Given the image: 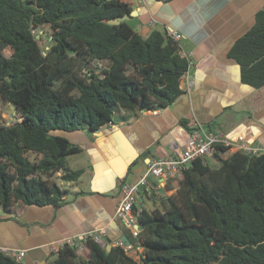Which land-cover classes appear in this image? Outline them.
<instances>
[{"label":"trees","instance_id":"16d2710c","mask_svg":"<svg viewBox=\"0 0 264 264\" xmlns=\"http://www.w3.org/2000/svg\"><path fill=\"white\" fill-rule=\"evenodd\" d=\"M131 10L122 0H0V99L16 116L0 122V219L16 215L17 202H67L65 185L82 169L69 168L66 158L81 148L53 131H98L120 108L132 118L184 93L179 80L188 60L178 42L116 20ZM44 25L52 30L47 48L34 33ZM227 56L243 83L264 85V9ZM179 124L197 127L184 118ZM219 161L195 158L182 178L151 194L152 208L138 213V237L126 233L130 251L89 236L79 254L65 243L47 264H264V154L235 151ZM0 264L24 263L0 250Z\"/></svg>","mask_w":264,"mask_h":264},{"label":"crops","instance_id":"0c3cea01","mask_svg":"<svg viewBox=\"0 0 264 264\" xmlns=\"http://www.w3.org/2000/svg\"><path fill=\"white\" fill-rule=\"evenodd\" d=\"M122 1L135 10L134 29L142 35L152 29L182 35L179 43L192 61L189 74L194 84L156 114L145 110L124 119L127 113L120 108L112 123L98 131H53L81 148L66 160L69 168L82 173L77 182L65 185L70 193L60 207L17 202L16 215L0 219V250L26 249L24 264H47L54 258L51 243L83 232L104 229L103 238L112 242L126 235L113 216L120 185L135 181L152 157L169 154L171 143L183 145L188 131L180 119L230 139L243 135L251 143L264 142V85L243 83L239 65L227 56L233 42L253 25L255 13L264 9V0ZM148 181L155 183L150 176ZM160 190L143 187L140 206L146 208L151 194ZM78 191L83 193L72 195Z\"/></svg>","mask_w":264,"mask_h":264},{"label":"built area","instance_id":"2783aa9c","mask_svg":"<svg viewBox=\"0 0 264 264\" xmlns=\"http://www.w3.org/2000/svg\"><path fill=\"white\" fill-rule=\"evenodd\" d=\"M155 19L151 18L150 26H153ZM168 34L178 42L181 56L188 60L187 69L182 73L179 80V86L183 91H189L194 82L189 74V67L192 65L191 59L182 50L179 40L181 34L175 30L167 31ZM98 67H102L103 62L97 61ZM152 113H157L158 109H150ZM112 123L108 122L107 124ZM188 132L187 137L182 146H177L174 143L170 145V153L158 157H152L147 162L145 171L139 175L135 181H122L119 190V196L114 209V219L117 220L126 230L131 238H137L141 225L138 221V213L141 210L139 202V192L143 187H148L150 191L156 188H161L163 183L170 179H180L183 176V170L198 157H210L215 160H220L228 157L235 151L243 153L261 155L264 154V142L251 143L243 135H237L234 139L228 138L220 132H205L202 125ZM224 147L216 148V145ZM216 153V154H215ZM152 177L155 183H150L148 177ZM104 229L83 232L78 237L67 238L59 244L51 243L50 250L57 251L63 244L74 246L76 253L79 254L85 240L91 236L96 242L105 245L103 238ZM113 245L120 246L124 251L128 252L133 248L130 242L126 244L120 237L112 242ZM1 251L8 254L17 261H21L26 249H2Z\"/></svg>","mask_w":264,"mask_h":264},{"label":"rangeland","instance_id":"374dc122","mask_svg":"<svg viewBox=\"0 0 264 264\" xmlns=\"http://www.w3.org/2000/svg\"><path fill=\"white\" fill-rule=\"evenodd\" d=\"M131 27L135 28V20H133V18L125 20ZM51 28L48 25H44L42 27H39L38 29H36L34 31L35 35L36 34H40V36L38 37L40 46L42 48H47L48 44H49V35L51 33ZM14 109L10 104H5L1 99H0V122L5 123V124H10L13 120L16 119V116H14ZM113 117H115V113L113 114ZM206 161L213 165H219L220 161L219 160H215L212 159L210 157L206 158ZM153 203L151 200H147L146 201V208H152Z\"/></svg>","mask_w":264,"mask_h":264},{"label":"water","instance_id":"95a60500","mask_svg":"<svg viewBox=\"0 0 264 264\" xmlns=\"http://www.w3.org/2000/svg\"><path fill=\"white\" fill-rule=\"evenodd\" d=\"M135 14H136L135 10H131L130 13H126V14H124V15H122V16H118V17L116 18V20H117V21H125V20H128V19H131V18L133 17V15H135ZM39 36H40V34H36V35H35L36 39H38ZM120 238H121L126 244H129V243H130L129 238H128L125 234L122 235ZM110 247H111V243H107V244H106V249L108 250V249H110Z\"/></svg>","mask_w":264,"mask_h":264}]
</instances>
